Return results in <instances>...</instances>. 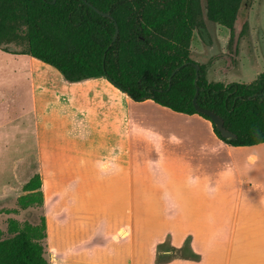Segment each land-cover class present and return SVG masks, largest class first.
Wrapping results in <instances>:
<instances>
[{
	"label": "crops",
	"instance_id": "crops-1",
	"mask_svg": "<svg viewBox=\"0 0 264 264\" xmlns=\"http://www.w3.org/2000/svg\"><path fill=\"white\" fill-rule=\"evenodd\" d=\"M10 58L23 67L0 81V148L19 153L11 169L34 160L49 264H153L166 239L199 256L166 264H264V143L230 146L198 115Z\"/></svg>",
	"mask_w": 264,
	"mask_h": 264
},
{
	"label": "trees",
	"instance_id": "trees-1",
	"mask_svg": "<svg viewBox=\"0 0 264 264\" xmlns=\"http://www.w3.org/2000/svg\"><path fill=\"white\" fill-rule=\"evenodd\" d=\"M242 2L204 0L205 18L229 30V46ZM194 32L208 35L200 0H0V51L30 56L68 83L104 78L133 101L151 100L175 113L198 115L230 146L264 143V72L247 84H223L208 81L209 67L199 65L194 82ZM196 91V104L218 115L234 139L222 138L195 110ZM40 184L38 174L23 184L20 209L42 207ZM2 234L0 264H49L43 216L38 224L8 219V237ZM173 259L199 256L188 240L179 249L168 239L156 246L154 264Z\"/></svg>",
	"mask_w": 264,
	"mask_h": 264
},
{
	"label": "rangeland",
	"instance_id": "rangeland-1",
	"mask_svg": "<svg viewBox=\"0 0 264 264\" xmlns=\"http://www.w3.org/2000/svg\"><path fill=\"white\" fill-rule=\"evenodd\" d=\"M200 6L209 44L205 43L197 32H194L190 50L191 57L196 64L209 67L208 81L223 84H247L253 81L259 73L264 72V0H243L234 26V41L230 46L229 30L205 18L204 0H200ZM235 49L237 52L233 56ZM10 57L11 54L0 51V81L2 82L14 79L12 75L14 67H23V64L17 63L14 58ZM46 71L54 80L58 79L56 72ZM3 92L6 91L3 90ZM3 102L2 99V103L0 102L2 106ZM3 110L4 108L0 107V111ZM2 151L3 148H0V231L3 233L2 238H6L8 237V219H15L19 223L38 224L43 211L42 207L22 210L17 204V198L23 195V184L35 174L34 160L27 162L29 168L26 164L23 166L18 164L15 169H11L10 161L13 155L17 156L19 153L9 154V152ZM44 245L45 255L48 256L46 242ZM173 254L180 255L179 252Z\"/></svg>",
	"mask_w": 264,
	"mask_h": 264
},
{
	"label": "water",
	"instance_id": "water-1",
	"mask_svg": "<svg viewBox=\"0 0 264 264\" xmlns=\"http://www.w3.org/2000/svg\"><path fill=\"white\" fill-rule=\"evenodd\" d=\"M95 11L97 13H99L100 15L104 16V17H110L106 13H102V12L96 10V9H95ZM116 33H117V30L115 32V35H116ZM114 38H115V36H114ZM202 38L204 39L205 43H209V39H208V37L206 36L205 33L202 34ZM193 66L195 68V80H194V82H196L197 79H198L199 65L194 63ZM197 94H198V91L195 92V95L193 97V106H194L195 110L198 113H200V114L206 115L210 119V121L212 122V124L214 125V127L219 132V134L221 135L222 138L228 139V140L229 139H234L235 135L224 128L223 120L218 115H216L215 113H213V112H211L209 110L203 109V108L199 107L196 104V96H197Z\"/></svg>",
	"mask_w": 264,
	"mask_h": 264
}]
</instances>
